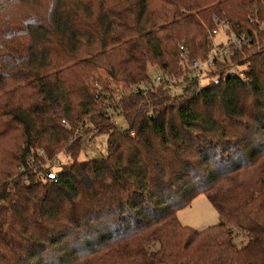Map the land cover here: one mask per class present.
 I'll return each instance as SVG.
<instances>
[{"label":"trees","instance_id":"trees-1","mask_svg":"<svg viewBox=\"0 0 264 264\" xmlns=\"http://www.w3.org/2000/svg\"><path fill=\"white\" fill-rule=\"evenodd\" d=\"M0 264H264V0H0Z\"/></svg>","mask_w":264,"mask_h":264},{"label":"rangeland","instance_id":"rangeland-1","mask_svg":"<svg viewBox=\"0 0 264 264\" xmlns=\"http://www.w3.org/2000/svg\"><path fill=\"white\" fill-rule=\"evenodd\" d=\"M225 39V34L221 30L216 34L215 40L218 42ZM233 50L232 46L229 47V51ZM231 54V52H230ZM186 62V61H185ZM237 69V68H236ZM216 71H220L218 68ZM200 85L204 86L208 83V79L200 77ZM117 121L121 125H126L125 120L122 117H117ZM90 126V123H88ZM95 133V132H94ZM91 135V134H90ZM107 135L99 134L94 139L92 138L89 141V145L86 151V158L102 156L107 153ZM62 156V154L60 155ZM85 157V155L83 154ZM60 169V166L53 167L54 171ZM179 218L183 224L189 225L197 229H203L211 225H215L219 222V213L216 208L211 204L208 198L205 195H199L192 203L191 206L181 210L179 212ZM235 241L238 245H241L242 237L235 238Z\"/></svg>","mask_w":264,"mask_h":264},{"label":"built area","instance_id":"built-area-1","mask_svg":"<svg viewBox=\"0 0 264 264\" xmlns=\"http://www.w3.org/2000/svg\"><path fill=\"white\" fill-rule=\"evenodd\" d=\"M215 34H217L218 33V30H214L213 31ZM231 39H233V41L234 40H236L235 38H232L231 37ZM230 39V40H231ZM214 44H216V42H213V45ZM231 47V46H230ZM183 48V47H182ZM227 51H229V48H228V50ZM217 56H216V53H215V51H214V53L210 56V58H208V59H206V60H194L193 61V65L195 66V67H198L199 69H202V70H204V69H206V68H211V69H213V67H214V59L216 58ZM163 78V76H161L160 74H158L157 76H156V80H158V81H160L161 79ZM63 122L65 123V125H67L68 123H67V121L66 120H63ZM41 153H43V151L41 150L40 151ZM63 159V158H62ZM62 159H58V161H57V163H60L61 161H62Z\"/></svg>","mask_w":264,"mask_h":264}]
</instances>
